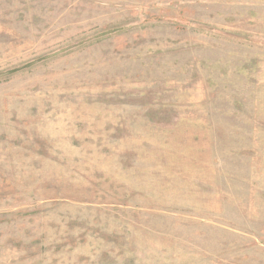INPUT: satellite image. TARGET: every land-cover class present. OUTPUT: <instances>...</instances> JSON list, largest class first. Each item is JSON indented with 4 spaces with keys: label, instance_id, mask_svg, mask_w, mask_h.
Listing matches in <instances>:
<instances>
[{
    "label": "rangeland",
    "instance_id": "374dc122",
    "mask_svg": "<svg viewBox=\"0 0 264 264\" xmlns=\"http://www.w3.org/2000/svg\"><path fill=\"white\" fill-rule=\"evenodd\" d=\"M0 264H264V0H0Z\"/></svg>",
    "mask_w": 264,
    "mask_h": 264
}]
</instances>
